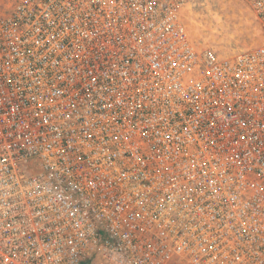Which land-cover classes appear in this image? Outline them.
I'll return each mask as SVG.
<instances>
[{
    "label": "built area",
    "instance_id": "2783aa9c",
    "mask_svg": "<svg viewBox=\"0 0 264 264\" xmlns=\"http://www.w3.org/2000/svg\"><path fill=\"white\" fill-rule=\"evenodd\" d=\"M200 1L0 0V264H264V0Z\"/></svg>",
    "mask_w": 264,
    "mask_h": 264
},
{
    "label": "rangeland",
    "instance_id": "374dc122",
    "mask_svg": "<svg viewBox=\"0 0 264 264\" xmlns=\"http://www.w3.org/2000/svg\"><path fill=\"white\" fill-rule=\"evenodd\" d=\"M191 28L201 46L214 48L221 57L257 42L260 30L243 0H201L194 9Z\"/></svg>",
    "mask_w": 264,
    "mask_h": 264
}]
</instances>
